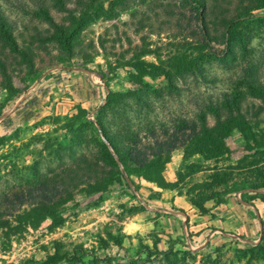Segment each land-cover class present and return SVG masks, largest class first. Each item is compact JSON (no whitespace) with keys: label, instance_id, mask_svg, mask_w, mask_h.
Here are the masks:
<instances>
[{"label":"rangeland","instance_id":"374dc122","mask_svg":"<svg viewBox=\"0 0 264 264\" xmlns=\"http://www.w3.org/2000/svg\"><path fill=\"white\" fill-rule=\"evenodd\" d=\"M39 1L68 36L70 12L55 0H0V199L78 165L105 141L103 127L131 142L182 120L205 116L213 126L210 107L224 112L227 97L251 118L263 105L264 0H209L208 37L201 0H83L89 16L67 41L32 38L55 32ZM65 1L80 18V0ZM247 133L234 130L231 153L217 160L173 153L164 175L195 210L189 220L158 185L123 167L107 192H75L59 227L46 220L16 231L17 215L34 206L4 203L0 264H264L263 228L213 223L191 202H226L245 188L243 200L264 202V111Z\"/></svg>","mask_w":264,"mask_h":264},{"label":"trees","instance_id":"16d2710c","mask_svg":"<svg viewBox=\"0 0 264 264\" xmlns=\"http://www.w3.org/2000/svg\"><path fill=\"white\" fill-rule=\"evenodd\" d=\"M253 1V0H252ZM58 10L61 12H70V22L73 27L70 28L68 36L66 35L65 27L56 24L49 11L42 7L45 1H39L40 14L44 15L46 21L55 30L53 33H42L36 31L32 38L37 36L40 41L56 40L67 41L71 35L75 34L86 21L89 16L86 2L80 0L78 5L81 6L80 18L76 14V10L71 11L66 7L65 0H55ZM203 15L199 17L202 23V34L208 37L210 29L207 26V19L211 15L209 0H201ZM224 20V19H223ZM226 21V19H225ZM49 32V31H47ZM10 43L14 50L22 52L26 62L29 61V53L26 50L20 51L18 43L15 38H11ZM18 47V48H17ZM32 59V58H31ZM31 61V60H30ZM0 60V64H1ZM263 100V105L255 109L254 116L251 118V111H245L241 105L233 102H228L223 107L224 112H221L217 107H210L215 113V125L209 126L208 120L204 116L201 118V123H190L188 121H181L174 129H169L163 132L149 130V137H141L139 134L134 136L133 141L127 142L121 136L111 137L106 129L103 127L102 138L98 144V149L90 156L84 157L78 165L73 168L62 170L60 174L51 177L48 180H40L33 188H21L9 196L0 199V207L4 203L17 205L22 208L27 204H33V208L23 215H17L16 231H21V227L37 228L44 221L51 220L55 227L63 224L62 207L74 201L75 192H84L87 195H95L107 192L114 183L119 182L123 171L125 169L131 175H135L145 179L150 183L158 185L161 189H169V184L164 177L166 166L171 162L174 152L185 149L184 159L189 157V152H193L203 157L207 161L217 160L228 156L231 151L227 145V140L231 137L234 130H238L243 134L246 140L249 136L248 128L252 123L262 122V113L264 111V91L259 93ZM151 141H148V140ZM148 141V142H146ZM127 148H130L129 151ZM127 155V158L125 157ZM129 164V165H128ZM204 191L209 188L206 184L202 186ZM248 188L241 189L243 192ZM251 189H259L258 186ZM191 194V193H190ZM209 201H215V197L208 196L203 201L193 198L191 200L193 206L198 208L202 213L209 212L205 204ZM217 204H222L224 201H215ZM79 205H75L77 207ZM0 212V226L8 224V219H4Z\"/></svg>","mask_w":264,"mask_h":264},{"label":"crops","instance_id":"0c3cea01","mask_svg":"<svg viewBox=\"0 0 264 264\" xmlns=\"http://www.w3.org/2000/svg\"><path fill=\"white\" fill-rule=\"evenodd\" d=\"M172 161L168 164L171 165ZM167 165V166H168ZM165 180L169 184H173L176 182V177L170 175H164ZM162 192V199L166 201H172L175 204H181L182 210L185 212L183 213L185 217L189 220L191 214H194L195 210L193 209L191 203L187 201L186 196L179 195L175 190L171 189H161ZM247 192V191H243ZM243 192L239 195L238 193L234 198H230L226 202L222 204H217L214 201H209L205 204V207L208 209L209 212L203 214L201 218L206 219L210 217L214 222L222 223V220L225 219L226 221H231L233 218H237L236 222L239 223L240 226L238 229L246 228L249 226L254 232L261 231L262 228L264 229V202L259 199H252L250 202L243 200L242 195ZM233 209V210H231ZM191 210V213L189 212ZM239 214L237 217L235 215ZM239 221V222H238ZM242 223V224H241ZM245 223L247 225L245 226ZM264 234V231L262 232Z\"/></svg>","mask_w":264,"mask_h":264}]
</instances>
